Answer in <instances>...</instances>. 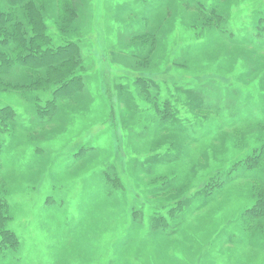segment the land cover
<instances>
[{
  "label": "rangeland",
  "instance_id": "374dc122",
  "mask_svg": "<svg viewBox=\"0 0 264 264\" xmlns=\"http://www.w3.org/2000/svg\"><path fill=\"white\" fill-rule=\"evenodd\" d=\"M47 1L37 0L41 6ZM130 1L91 0L89 3L87 10L92 16L79 38L86 57L84 74L88 93L85 92L84 96L73 102L69 101L65 106L63 104L62 114L58 116L60 122L53 121V125L48 122L46 129H52L47 132L50 139L32 138L41 137V124L34 125L33 121L34 97L35 94L41 95L47 100V92L32 90L22 95L15 90H0V107L10 105L14 108L18 115L16 124H19L6 120L9 130L12 126L13 131L1 134L2 139L9 144L0 145V203L8 205L11 217L7 223L8 229L13 230L21 242L13 253L7 255L8 252H4L6 256L0 254V264H264V246L255 249L249 247L251 240L263 245L264 238L258 234H252L255 237L251 240L249 237L240 240L238 246L227 242L232 236L231 232L237 231L236 219L240 211L251 202V198L245 199V191H249L253 183L243 179L229 183L225 187L226 191L217 194L212 201L202 192L209 179L220 170L231 169V161L248 150L239 151L242 144L239 142L238 145V137L244 128L242 124L236 128L240 129L239 134L233 133L232 128L225 129L226 134L232 135L231 139L234 137L237 144L231 146V143L226 148H211L207 137L203 142L205 154L201 155L199 161H189L188 157L181 158L175 152L170 140L178 142L171 139V133L166 134V139L160 136L142 139L137 136L139 131L132 134L135 127H138L135 124L138 120H133V115L124 127L117 125L114 129L110 121H107L111 105L104 86H109L113 96L118 98L121 83L128 87L127 93L130 94L132 89L129 88L138 74L125 62L122 63L125 57H131L118 44L119 36L129 21V17L119 13L118 7ZM172 1L176 3V11L181 13L182 8V13H187L188 18L179 15L173 32L165 37L155 58L165 56L162 61L156 60L153 66L162 67L160 72L156 70L151 73V77L158 83L162 81L163 90L174 100L172 104L178 116L186 119L191 129L200 128L201 123L208 120L191 110L185 102L184 94L175 86L179 87L181 82L186 87L193 86L187 83L219 78L240 87L244 93L251 90L257 94L260 88L253 77L247 78L245 84L240 82L245 71L241 61L229 67L226 65H229L227 59L220 60L225 54L221 44H228L227 49L232 46L224 39L214 43L215 46L205 44L206 47L201 48L203 51H194L188 60L192 64L198 61V65L189 71L186 67L184 70L177 68L180 65L175 66L173 60L178 59L187 46L192 45L198 49L200 42L212 41L213 34L203 32L198 35V29L191 26L196 20L195 15H191L192 11H186L181 0ZM213 1L208 0L209 3ZM226 2L229 9H224L225 28L237 34L243 32V28L253 25L256 14L264 15V0H223L224 4ZM162 10L155 15V27H160L164 16ZM47 13L49 15L52 11L49 9ZM46 22L53 41L56 44L64 42L63 34L53 23L54 20ZM165 29H170L169 23ZM252 31L254 34L257 32L255 29ZM129 59V62L134 60ZM114 100L117 107V99ZM137 104L139 108L143 107L139 102ZM117 117L114 121L123 120L119 114ZM202 141L195 145L197 152H200ZM146 143L151 146L148 148ZM83 146L85 151L80 152ZM90 148L97 153L95 157L88 151ZM167 158L174 161L163 164L161 169L170 171L173 173L170 175L178 180L182 177L175 171L183 172L186 178L191 179V184H185L184 180L166 186L163 191L159 188L149 191L146 184L152 185L151 169L159 161H167ZM109 163L118 165L119 168L114 166L118 171L125 164L129 167L132 175L123 178L125 188H115L109 184L104 186L103 172ZM111 167L109 165L116 177L117 171ZM122 174L126 175L125 172ZM185 186L188 188L183 190ZM172 188L175 190L169 191ZM48 197L54 202L48 203ZM177 199L192 202L179 212L181 215L178 213L177 217H172L179 223L176 225L171 221L168 226L170 233H162L156 221L150 226L146 221L135 225L133 207L145 208L150 218L154 215L160 217L169 213L171 204ZM194 205L196 208L192 209ZM238 229L241 231L240 227Z\"/></svg>",
  "mask_w": 264,
  "mask_h": 264
},
{
  "label": "trees",
  "instance_id": "16d2710c",
  "mask_svg": "<svg viewBox=\"0 0 264 264\" xmlns=\"http://www.w3.org/2000/svg\"><path fill=\"white\" fill-rule=\"evenodd\" d=\"M181 1L183 8L188 12L192 11L191 15L196 17V20L191 23L194 29H198L196 33L199 35L208 32V34L212 33L213 37H211L212 41L210 42H200V48L198 49L192 45L187 46L181 56L173 60L174 65L179 64L182 67L177 68L183 69L186 67L189 71L193 66L198 65V61L192 64L188 60L194 51L202 50L201 48L206 47L209 43L213 45L218 40L223 41L224 39L233 47L227 49L228 44H221L224 46L225 54L221 56L220 60L227 59L229 65H226L229 67L235 66L236 61L237 63L241 61L240 64H243L245 71L242 73L240 82L245 84L247 78L253 77L254 81H258L260 90L257 94L251 90L244 93V90L240 87L228 84L219 78L198 80V82L192 81L187 84L193 86L187 85V87L181 82L182 84H178L179 87H175L184 94L187 105L190 106L191 110L201 114L208 120V122L205 121L206 123H201L200 128L191 129L187 123L188 121L178 116V111L172 104L174 100L169 97V93L163 90L162 81L158 83L151 77L153 75L151 73L156 72V70L160 72L162 67L157 66L155 68L153 66L156 64V60L160 59L162 61L165 56L155 58L157 51L163 45L165 37L174 29L175 22L180 17L179 15L182 14L181 16L187 19L188 14H183L184 10L182 8L181 13H178L176 3L172 0H131L118 7L119 13L129 17L127 26L124 27L122 35L119 36L118 44L121 48H124L126 51L124 53H127L128 57L134 58V60L129 62V58L127 59L124 56L126 61H122V56L119 58V62H125L138 74L134 78V84L129 88L132 89L130 94L127 93L128 87L121 83L118 98L113 96L112 89L109 86L108 88L104 86L111 105L110 116L107 121H110L114 129L117 125L124 127L127 125L126 121L132 118L133 115V120H138L135 123L138 127L132 129L134 131L132 134L139 131L137 136L142 139L144 137L148 139L159 136L166 139V134L171 133L173 135L171 139H176L178 142L174 143L170 140L172 146L176 149L175 152L179 153L178 155L181 158L186 159L188 157L189 161H193V159L199 161L201 155L205 154L206 147L203 142L207 140L205 139L207 137L208 146L211 148L212 146L226 148L231 143V146L237 144L234 137L231 139L232 135L226 134L225 129L232 128L233 133L239 134L241 131L236 128L242 124L244 128L242 134L238 137V145H240L239 142L242 144L239 151L248 150L240 155L238 154L231 161V169L227 171L220 170L209 179L202 191L203 195L208 197L209 201H212V199H216L220 192H224L229 183L239 182L242 179L253 183L252 188L250 187L249 191H245V199L251 198V202L244 206L236 219L241 231L235 223L237 231L231 232L232 236L227 239V242L230 241L233 245L238 246L240 240L248 237L250 240L254 238L255 236L252 235L254 233L264 238V18L262 17L263 14H256L253 25L243 28V32L237 34L230 29H226L224 25L226 20L224 9H229L227 2L224 4L223 0H214L212 3H209L208 0ZM89 3H91V0H49L41 6L37 0H0V90H6L7 92L15 90L22 95H27L32 90H42L49 95L46 100L43 96L35 94V105L33 106L35 117L33 121L34 125L41 124V133H39L41 137L35 138L34 136L32 137L34 139H50L47 132L52 129H46L48 122H52L49 125L58 122L60 120L58 116L62 114L61 107H63V104L65 106L69 101L73 102L76 98H81L88 93L84 74L86 57L82 51V40H79V38L87 27L90 16H92L91 12L87 10ZM49 9L52 13L48 15L47 11ZM161 10L164 11V16L161 19L160 27H155L153 25L155 15ZM60 15L62 17H59ZM46 20L52 22L54 20L53 23L63 34L64 42L56 44L53 41L54 39L48 32L49 26ZM168 23L170 29H165ZM254 29L257 31L255 34L252 33ZM208 34L204 36H208ZM204 36L202 35V37ZM73 37L78 40H73ZM120 51L123 53L122 50ZM193 80H197V78H193ZM195 82L198 85L195 86ZM115 98L117 99V107L114 104ZM137 102L142 104L143 107L139 108ZM117 113L123 118L120 122L117 119L114 121L118 116ZM0 117L2 122L0 123V145L6 146L9 143L2 139L1 134L11 133L10 130H12V126L9 130V124L6 125V120L16 124L18 115L15 109L8 105L0 107ZM213 138H215L214 141ZM198 141H202L200 152H197L195 148ZM157 145H160V143ZM147 146L149 148L151 145ZM133 148L132 145V150ZM84 149L85 146L81 147L80 152ZM88 151L94 157L97 155L91 148ZM131 159L134 158L131 157ZM165 160L167 161L162 162L163 160H161L158 165H154L153 168L151 167L152 169L150 168L153 180L150 181L152 185L146 184L149 191L158 188L163 191L166 186L174 184V182L181 183L184 180L186 181L185 184H191V179L186 178L183 172L175 171L180 178L182 177L179 181L178 178L176 179L175 176L173 178L170 175L173 174L169 173L170 171L162 170L161 166L163 164L174 161L170 158ZM109 165L118 167V165L112 163L106 165L103 172L104 186L109 184L115 188H125L123 180L132 175L129 173V167L127 168L125 164L123 169H119V171L114 167L118 172L115 171L117 176L114 177ZM124 172L126 173L125 176L122 174ZM140 179L142 182V177ZM136 182L138 181L136 180ZM186 188L188 186H185L183 190ZM172 190L175 189H169V191ZM156 194L160 195V193ZM49 202H54V200L48 197ZM191 202L186 199H177L171 204V210H168V214H163L160 217L154 215L151 218L148 216L149 213L145 212V208L133 207L135 225H137V222L144 224L146 221L150 226L157 222L156 226H160L162 233H170L169 225H171V221L175 222L176 225L179 223L173 218L177 217V214ZM194 208H196V205L192 209ZM10 219L8 205L5 202L0 203V254L2 253V256H6L4 252H8L7 255H9L16 251L21 243L17 234L8 229L7 223ZM250 242L249 247L252 249L264 246V243L258 245L252 240Z\"/></svg>",
  "mask_w": 264,
  "mask_h": 264
},
{
  "label": "bare ground",
  "instance_id": "6f19581e",
  "mask_svg": "<svg viewBox=\"0 0 264 264\" xmlns=\"http://www.w3.org/2000/svg\"><path fill=\"white\" fill-rule=\"evenodd\" d=\"M184 70V69H183Z\"/></svg>",
  "mask_w": 264,
  "mask_h": 264
}]
</instances>
